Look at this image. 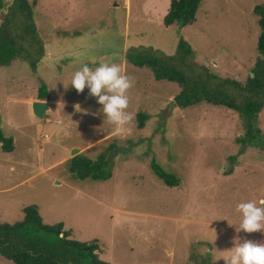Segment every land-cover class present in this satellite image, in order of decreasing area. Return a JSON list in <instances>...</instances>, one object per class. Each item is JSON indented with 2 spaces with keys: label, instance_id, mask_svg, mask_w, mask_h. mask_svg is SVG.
<instances>
[{
  "label": "rangeland",
  "instance_id": "1",
  "mask_svg": "<svg viewBox=\"0 0 264 264\" xmlns=\"http://www.w3.org/2000/svg\"><path fill=\"white\" fill-rule=\"evenodd\" d=\"M28 2L45 54L35 70L21 60L0 67V128L14 147L0 149V222H19L23 208L36 206L43 224L62 223L80 242L97 240L108 264H224L234 238L264 243V233L237 232L236 212L241 202L262 206L264 144L236 142L245 129L231 110L177 108V84L156 81L124 58L132 47L173 55L183 39L208 72L244 83L257 59L253 9L264 0H202L194 23L181 30L163 24L170 0ZM101 63L119 65L134 82L127 93L134 120L123 131L87 88L77 94L71 86L83 65ZM42 85L49 111L40 121L31 100ZM139 113L147 115L142 129ZM255 127L264 141V110ZM110 146L109 180L80 181L68 172L74 150L95 159ZM152 160L179 185L159 180ZM0 264L13 263L0 256Z\"/></svg>",
  "mask_w": 264,
  "mask_h": 264
},
{
  "label": "trees",
  "instance_id": "2",
  "mask_svg": "<svg viewBox=\"0 0 264 264\" xmlns=\"http://www.w3.org/2000/svg\"><path fill=\"white\" fill-rule=\"evenodd\" d=\"M202 0H170L163 19L166 27L184 29L195 21ZM259 36L256 44L257 59L244 83L221 78L195 61L190 45L179 40L176 52L166 55L151 48H130L125 61L138 68H147L156 81L177 84L180 91L173 99L179 109L208 104L235 112L242 121L245 134L236 142L244 147L261 148L264 144L260 130L255 127L264 110V5L255 6ZM44 45L33 19V8L28 0H0V67L21 60L35 70L44 57ZM38 99L47 101L49 95L44 85ZM41 91V92H40ZM147 115H137L138 128L144 127ZM0 149L12 152L13 141L5 137L0 128ZM113 147L89 159L83 154L70 158L68 172L76 180L104 182L112 177L109 156ZM153 173L166 186H178L180 181L151 161ZM23 219L13 224L0 222V256L13 264H108L99 257L98 241L80 242L71 238L62 223L45 225L36 206L22 209Z\"/></svg>",
  "mask_w": 264,
  "mask_h": 264
},
{
  "label": "clouds",
  "instance_id": "3",
  "mask_svg": "<svg viewBox=\"0 0 264 264\" xmlns=\"http://www.w3.org/2000/svg\"><path fill=\"white\" fill-rule=\"evenodd\" d=\"M71 86L77 94L87 88L89 96L96 98L97 103L101 105L103 117L114 125L117 131H123L125 126L134 120V114L127 111L129 106L127 93L134 86V82L131 77L123 74L119 65L101 63L92 69L85 64L74 73ZM75 109L81 111L79 105H76ZM259 203L262 206H257L255 201L236 205V212L241 217L237 232L264 233V200ZM233 243L234 247L220 258L224 264H264V243L247 239L241 242L239 237L234 238Z\"/></svg>",
  "mask_w": 264,
  "mask_h": 264
},
{
  "label": "water",
  "instance_id": "4",
  "mask_svg": "<svg viewBox=\"0 0 264 264\" xmlns=\"http://www.w3.org/2000/svg\"><path fill=\"white\" fill-rule=\"evenodd\" d=\"M31 111L35 118L40 121L45 119L46 113L49 111V104L47 102H33L31 104ZM79 155L78 150H74L71 154V158Z\"/></svg>",
  "mask_w": 264,
  "mask_h": 264
},
{
  "label": "crops",
  "instance_id": "5",
  "mask_svg": "<svg viewBox=\"0 0 264 264\" xmlns=\"http://www.w3.org/2000/svg\"><path fill=\"white\" fill-rule=\"evenodd\" d=\"M31 102L33 103V102H45V101H43V100H39V99H37V98H34L33 100H31ZM66 160H68V158H66ZM42 169V168H41ZM43 170V172L45 171L44 169H42Z\"/></svg>",
  "mask_w": 264,
  "mask_h": 264
}]
</instances>
